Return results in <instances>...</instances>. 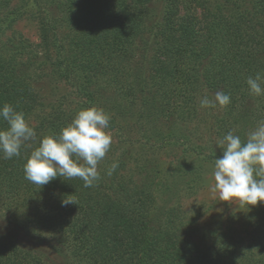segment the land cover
<instances>
[{
  "label": "trees",
  "instance_id": "1",
  "mask_svg": "<svg viewBox=\"0 0 264 264\" xmlns=\"http://www.w3.org/2000/svg\"><path fill=\"white\" fill-rule=\"evenodd\" d=\"M12 1L0 0V106L11 104L27 121L34 110L60 108L67 97L56 102L45 89L68 87L84 109L110 114L109 130L132 117L148 133L146 143L182 148L172 174L186 187L202 174L192 158L222 156L219 147L204 149L203 137L221 140L231 131L245 141L264 122V96L250 93L246 83L264 74V0H187L206 10L200 19H178L184 0H25L50 51L10 32L19 16L9 9ZM217 91L229 94L230 104L201 108L200 99ZM59 112L40 120L36 141L20 157L0 153V264H264L233 235L212 232L214 241L198 243L209 228L165 208L172 181L120 182L130 148L103 159L90 188L79 178L58 177L42 187L26 180L24 164L39 136L62 124ZM64 199L77 205L63 206Z\"/></svg>",
  "mask_w": 264,
  "mask_h": 264
},
{
  "label": "clouds",
  "instance_id": "2",
  "mask_svg": "<svg viewBox=\"0 0 264 264\" xmlns=\"http://www.w3.org/2000/svg\"><path fill=\"white\" fill-rule=\"evenodd\" d=\"M250 93L264 96V74L258 72L246 81ZM231 97L217 91L210 98L205 94L199 101L200 107L223 108ZM0 120L7 128L0 129V153L4 159L20 157L21 148L31 147L37 133L25 119L23 112L11 104L0 106ZM111 116L103 108L89 107L77 112L76 116L59 134L44 136L24 164V178L44 186L58 177L79 178L85 188L93 187L100 179L98 165L105 158L112 145L108 131ZM222 156L215 159L210 186L218 199L235 206H257L264 204V122H260L242 141L239 135L228 132L218 141ZM118 167L114 162L107 170L111 176ZM77 205L64 199L63 206ZM78 214V213H77Z\"/></svg>",
  "mask_w": 264,
  "mask_h": 264
},
{
  "label": "rangeland",
  "instance_id": "3",
  "mask_svg": "<svg viewBox=\"0 0 264 264\" xmlns=\"http://www.w3.org/2000/svg\"><path fill=\"white\" fill-rule=\"evenodd\" d=\"M24 2L25 0H13L10 5V10H19V16L10 32H15L27 39L38 51L45 49L50 51V38L48 35L46 38L44 37L42 24L34 7L30 3L25 4ZM207 8H213L211 2L208 3ZM205 12L206 10L204 11L199 3L184 0V2H180L178 7V19L184 16L200 19L205 15ZM59 88L58 90H52L48 87L45 89V94L52 96L50 98L56 100V102L61 94H67L60 108L53 106L51 109L34 110L28 118V124L34 128L43 117L49 116L51 119L56 111H60L61 115L62 113L64 114L62 124L60 122L57 126H49L39 136V141L44 136L59 134L62 128L72 122L77 112L84 109L81 101L70 92L71 90L68 87L61 88L59 86ZM215 112L211 113L215 115L217 114ZM133 119L132 117L118 119L115 129H108L112 135L113 142L105 156L106 159H113L122 149H131V157L126 164V168L120 172L118 180L126 185L133 180L137 183L153 180L164 185L172 181V185L175 187L171 192L172 201L165 207L164 198H158L159 206L162 209L163 207L166 209L168 207L175 208L178 219L183 221L196 220L199 226L209 228L211 232L208 235H198L196 237L198 243L206 242L209 244L214 241L216 236L212 232L223 234L225 237L233 235L235 239L239 240L238 245H240L241 249H250L256 261L260 259L264 261V204H258L254 207L249 206V210L248 206H235L220 201L218 194L213 193L210 188L214 183L212 171L215 160L207 162L202 160V157L191 159L202 165V174L199 181H196L190 187H186L178 181L177 175L172 174L173 168L183 157L182 148H163L151 142L146 143L144 136L148 135V133L146 134V130L139 128V125H137V122L135 124ZM196 125L198 124L194 122L189 124V128H186L188 133L192 134ZM203 138L204 142H202V145H204V149H206L208 144L212 148L217 149L220 139H213L212 137V140L211 137L207 136ZM205 139H207V142H205ZM195 143L199 144L200 142L197 141ZM150 161H152L151 164L156 166L155 169L150 167ZM215 228L217 229L216 231H214Z\"/></svg>",
  "mask_w": 264,
  "mask_h": 264
}]
</instances>
